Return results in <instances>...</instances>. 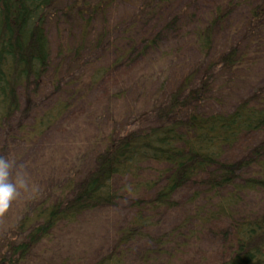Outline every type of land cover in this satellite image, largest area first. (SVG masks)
Here are the masks:
<instances>
[{
	"label": "trees",
	"instance_id": "obj_1",
	"mask_svg": "<svg viewBox=\"0 0 264 264\" xmlns=\"http://www.w3.org/2000/svg\"><path fill=\"white\" fill-rule=\"evenodd\" d=\"M199 1L0 0V149L48 133L95 84L159 66L146 108L25 201L0 264L24 262L61 223L118 208L108 251L88 264H127L129 249L130 264H264V0ZM101 48L108 63L77 73Z\"/></svg>",
	"mask_w": 264,
	"mask_h": 264
},
{
	"label": "rangeland",
	"instance_id": "obj_2",
	"mask_svg": "<svg viewBox=\"0 0 264 264\" xmlns=\"http://www.w3.org/2000/svg\"><path fill=\"white\" fill-rule=\"evenodd\" d=\"M125 8V12H132L133 7ZM241 13L242 9H238L236 16H240ZM117 29L116 21L107 25L108 32H115ZM119 33L120 31L116 34ZM115 37L113 35L110 38V45L117 49L119 39ZM53 46L56 47L55 44ZM190 52L186 55L189 58ZM110 55L111 51L108 48L107 50L101 48V51L87 49L84 52L86 65L79 66L76 72L85 73L90 66L87 65L89 61L100 59L99 65H106ZM157 60H149L136 69L123 73L120 77L121 85L117 87L111 83L100 82L86 93H81L76 98L74 107L63 116V120L42 137L25 143L12 139L0 149V153L4 154L2 156L13 162L9 178L15 180L18 173L22 174L28 185L26 189L20 190L19 197L12 202L9 209L0 214V242L4 235L7 238V233L14 229L19 210L31 195L35 192L43 194L51 185L62 184L76 160L83 158L82 166L87 164L89 158L85 157L84 153L97 135L104 136L113 130L112 128L117 130L125 122H132L134 118L131 113H140L146 108L149 97L156 88V81L148 78L150 74L157 72L159 68ZM165 60L167 61L164 64L167 66L170 63L169 57ZM262 66L264 68V62ZM179 71L178 67L170 66L171 75ZM260 74V77H255V84L261 81L264 73ZM106 79L103 77L102 81ZM48 102L49 98L40 102L37 111ZM122 219L118 208L87 213L76 223H61L42 241L35 243L24 262L19 264H88L97 255L108 251ZM132 255L133 250L129 249L127 257L123 256L127 264L132 263Z\"/></svg>",
	"mask_w": 264,
	"mask_h": 264
},
{
	"label": "clouds",
	"instance_id": "obj_3",
	"mask_svg": "<svg viewBox=\"0 0 264 264\" xmlns=\"http://www.w3.org/2000/svg\"><path fill=\"white\" fill-rule=\"evenodd\" d=\"M13 162L0 156V214L5 213L12 202L20 195L21 189L28 187L22 174H17L15 180H11L10 170Z\"/></svg>",
	"mask_w": 264,
	"mask_h": 264
}]
</instances>
